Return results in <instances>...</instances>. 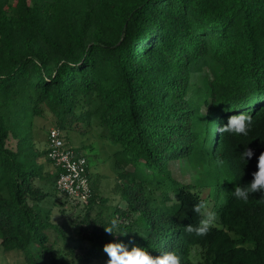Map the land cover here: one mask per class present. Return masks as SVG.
I'll list each match as a JSON object with an SVG mask.
<instances>
[{"label": "trees", "instance_id": "trees-1", "mask_svg": "<svg viewBox=\"0 0 264 264\" xmlns=\"http://www.w3.org/2000/svg\"><path fill=\"white\" fill-rule=\"evenodd\" d=\"M45 111L61 130L94 124L116 148L125 205L91 216L106 200L92 191L84 236L94 240L76 262L102 264L103 246L120 242L175 252L180 264H264V195H231L264 151V0H0V244L26 264H74L71 249L50 243L62 229L32 182L42 166L29 130ZM241 111L252 118L247 136L217 131ZM171 161L194 181L173 177ZM57 174L47 175L54 186ZM211 199L214 226L188 232L200 219L192 206ZM112 220L125 234L105 232Z\"/></svg>", "mask_w": 264, "mask_h": 264}, {"label": "rangeland", "instance_id": "rangeland-1", "mask_svg": "<svg viewBox=\"0 0 264 264\" xmlns=\"http://www.w3.org/2000/svg\"><path fill=\"white\" fill-rule=\"evenodd\" d=\"M205 75H208L206 69L195 70L191 73V82L201 85ZM56 125L58 124L55 118L45 111L42 115L33 117L32 126L29 130L32 150L38 155L35 159V164L42 166L41 177L35 176L32 182L35 186L48 193V196L39 202L38 205L42 210H48L50 220L62 229L58 234L54 233L55 241L50 243L53 244L54 250L60 254L71 249L70 253H73L72 258L75 259L74 264H101L100 262L94 263L86 260L79 263L76 262L78 260L76 256H84L90 242L94 240V238H86L84 236L86 232L84 229L85 207L75 205L63 197L56 190L52 179L47 176L49 173V176L53 177L55 171L54 165L48 161L47 155L44 154L47 143V131L50 127ZM83 129V125L72 127L71 129L64 126L61 131L66 144L86 156L91 189L92 191L94 190L97 199H106L105 202L96 203V208L90 212V215L95 216V212L100 210L98 207L101 205L104 208L106 207L107 211L111 213L114 207L122 208L125 205L119 188L121 185L117 176L118 172L114 168L113 162V151L116 148L99 134L100 130L94 124L87 131ZM16 142V138L9 136L6 144L8 147L16 149ZM78 149L81 150L78 151ZM123 165L126 170L132 169L129 165ZM168 169L171 170L173 177L182 182H193L195 179L194 173L187 169V165L184 162L171 161L168 164ZM45 176L48 179H44ZM207 194L212 196L211 187L201 189L202 196L206 197L205 195ZM211 203L212 199L208 201L207 210ZM64 254L67 257L69 256L67 253ZM106 262L102 264H106ZM0 264L26 263L23 260L22 252L5 251L0 244Z\"/></svg>", "mask_w": 264, "mask_h": 264}, {"label": "clouds", "instance_id": "clouds-1", "mask_svg": "<svg viewBox=\"0 0 264 264\" xmlns=\"http://www.w3.org/2000/svg\"><path fill=\"white\" fill-rule=\"evenodd\" d=\"M252 124V118L246 112H239L228 117L227 123L221 125L217 131L220 133H231L233 135L247 136ZM253 152L251 149L243 151L241 159L251 158ZM259 192L264 195V151L257 157V170L252 173V180L245 185H235L231 195L238 201L246 202L250 193ZM192 211L200 215L198 223L193 226L186 225L188 232H194L198 236L205 235L210 227L214 226L216 213L208 211L203 202L194 204ZM104 230L108 234L114 232L120 235L119 225L112 220ZM103 251L107 254L106 264H180V257L175 252H165L157 256H152L149 252L140 246L133 245L128 247L120 242H108L103 246Z\"/></svg>", "mask_w": 264, "mask_h": 264}, {"label": "built area", "instance_id": "built-area-1", "mask_svg": "<svg viewBox=\"0 0 264 264\" xmlns=\"http://www.w3.org/2000/svg\"><path fill=\"white\" fill-rule=\"evenodd\" d=\"M47 157L58 170L56 190L75 205L84 206L92 194L87 159L64 141L60 128L47 131Z\"/></svg>", "mask_w": 264, "mask_h": 264}]
</instances>
